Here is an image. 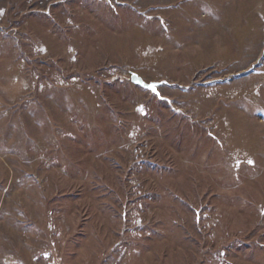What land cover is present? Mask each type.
Returning <instances> with one entry per match:
<instances>
[{"label":"rangeland","instance_id":"obj_1","mask_svg":"<svg viewBox=\"0 0 264 264\" xmlns=\"http://www.w3.org/2000/svg\"><path fill=\"white\" fill-rule=\"evenodd\" d=\"M0 264H264V0H0Z\"/></svg>","mask_w":264,"mask_h":264},{"label":"water","instance_id":"obj_2","mask_svg":"<svg viewBox=\"0 0 264 264\" xmlns=\"http://www.w3.org/2000/svg\"><path fill=\"white\" fill-rule=\"evenodd\" d=\"M131 81L135 84L138 85L142 88L148 89L150 91H152L151 88L147 87L148 85H155L156 86V91H152L155 94L159 95V90L158 87L161 85V83L159 82H147L145 81L141 76H139L137 73H133L131 76Z\"/></svg>","mask_w":264,"mask_h":264},{"label":"snow or ice","instance_id":"obj_3","mask_svg":"<svg viewBox=\"0 0 264 264\" xmlns=\"http://www.w3.org/2000/svg\"><path fill=\"white\" fill-rule=\"evenodd\" d=\"M147 87H149V88H151L152 89V91H156V86L155 85H148Z\"/></svg>","mask_w":264,"mask_h":264}]
</instances>
